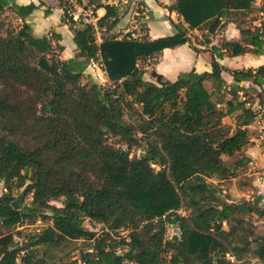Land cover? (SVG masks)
Segmentation results:
<instances>
[{
  "label": "trees",
  "instance_id": "1",
  "mask_svg": "<svg viewBox=\"0 0 264 264\" xmlns=\"http://www.w3.org/2000/svg\"><path fill=\"white\" fill-rule=\"evenodd\" d=\"M58 3L79 58L59 57L58 34L31 33L25 18L33 5L0 0V264H64L55 250L78 239L91 247L69 264H233L249 254L264 264V231L252 221L254 214L264 216L262 197L231 201L217 187L239 174L238 184L251 185L252 175L243 176L251 161L243 150L257 112L248 98H239L245 90L239 83L261 86L264 66L228 70L231 85L216 60L210 72L192 69L173 81L155 70V80H145L137 66L190 42V30L213 33L229 22L240 39L213 45L217 58L263 53L264 21L257 13L264 14V0H174L167 8L182 20L172 23V35L101 36L98 43L92 32L114 27L117 7L96 2L105 13L94 26L73 20L67 0ZM88 59L101 62L109 86L85 76ZM133 111L135 118L126 119ZM227 115L234 126L223 122ZM110 138L146 148L130 157ZM60 198L62 206L50 204ZM37 216L52 224L20 244L1 232ZM85 219L104 229H87ZM170 225L178 228L177 238L166 236Z\"/></svg>",
  "mask_w": 264,
  "mask_h": 264
},
{
  "label": "crops",
  "instance_id": "2",
  "mask_svg": "<svg viewBox=\"0 0 264 264\" xmlns=\"http://www.w3.org/2000/svg\"><path fill=\"white\" fill-rule=\"evenodd\" d=\"M13 1L23 6H34L31 13L25 18L33 35L38 37L45 35L49 37L51 33H55L60 36L58 42L63 46V50L60 52L62 54L61 59H69L78 56V48L73 41V33L69 29V26L61 21L63 9L59 6L58 0H45L46 5H42L39 0ZM173 1L174 0H95L91 2L90 0H67L70 7H72L74 3H78L85 10H89L92 15L89 16L88 19L94 26H96L97 19L105 13L103 7H96V2H100L101 4H114L117 7L118 23L111 29H107L106 26H103L98 30L96 29V32L108 30L111 36L118 39L124 38L121 36L129 33L132 38H146L148 40L170 36L175 32L172 23H178L182 19L176 12L168 10L167 7ZM47 7H49V13L45 14L44 10ZM131 19H134V22L130 21ZM138 20L145 23L144 28H137ZM126 21L132 23L128 26ZM260 21H264V16L260 17L259 22ZM259 22H255V24H259ZM194 31L197 30L188 31V36L190 37L189 33ZM203 31L208 33L206 30ZM208 34V43L198 39L196 43L187 42L175 47H167L154 57L147 58L146 60L149 61L152 59L154 61L152 64L153 70L161 74L165 79L171 81L175 80L180 72L192 69L199 73L204 71L210 72L211 61L216 60L223 68L221 76L227 85L233 83L232 76L228 70L255 69L259 66H264V52L260 54L245 53L237 56H228L223 53L221 59L217 58L212 52V46L217 45L221 40L240 39L239 30L234 23L229 22L223 27L216 29L215 32ZM130 37L128 36L125 38ZM52 43L55 44L56 41L52 40ZM79 57L81 56H78V58ZM239 85L245 87L243 92H239V98H248L252 103V108L257 112L255 120L247 126L250 142L243 152L250 158L251 161L249 164L256 167L259 172L261 171L260 175L261 179H263L264 187V105L258 103V94L264 97V82L261 86L255 85L251 81H242ZM227 98L229 97L227 96ZM230 118H233V115L225 116L223 122L234 126ZM226 119H229V122H227L228 120ZM254 173L258 174V172H252V174Z\"/></svg>",
  "mask_w": 264,
  "mask_h": 264
},
{
  "label": "rangeland",
  "instance_id": "3",
  "mask_svg": "<svg viewBox=\"0 0 264 264\" xmlns=\"http://www.w3.org/2000/svg\"><path fill=\"white\" fill-rule=\"evenodd\" d=\"M259 5H260V1H256L255 6H259ZM87 12L89 13V16L92 15L91 12H89V10ZM257 16L263 17L264 15H262L261 13H257ZM79 21H81L82 24H84L86 22L84 17H81V19ZM130 21L134 22V19H131ZM131 23L132 22L126 21V24L128 26ZM135 23H136V21H135ZM144 24L145 23H143L141 20H138L137 28H144ZM75 28L76 29L83 28V25H80L77 23L75 25ZM92 33H93V36L95 37L96 43L100 42L101 36L102 37L103 36L104 37H110L111 36L110 33L108 32V30L99 31V32L94 31ZM189 34H190V37H189L190 43H192V42L196 43L198 39L200 41L204 40L205 35L209 36L208 33H205L204 31H201V30L194 31V32H191ZM128 36L130 37L131 35L129 33H127L126 35H123L121 37L125 38ZM131 38H132V36H131ZM192 39H193V41H192ZM61 56H62V54L60 53V58H61ZM153 62L154 61L152 59H150L149 61H147V60H138L137 61L138 68L144 70V72H145L143 75V78L145 80H153V81L155 80V78H153L151 75L152 70H153V67H152ZM84 74H85V76H89V78L92 81L100 84L103 87H107L110 84L108 82L107 77H106L105 71H103V66L101 65L100 61H93V60L88 59V65L84 70ZM84 81H86L85 78L82 79V82H84ZM136 108H139V107L136 106ZM135 116H136V113L134 111L129 112L126 114V119H134ZM226 120H228L227 122H229V119H226ZM230 121L233 122V118H230ZM227 124H229V123H227ZM108 141L113 143L114 145L119 146L122 149L128 151L130 157L138 156L140 154V152L146 148L145 144H143L142 146H133L131 148H128L124 144L117 143L115 141V138H110ZM152 166L155 170L160 168L159 164H153ZM252 172H258V174H255V173L252 174ZM260 172L253 165H250V164L247 165L243 176L251 177L250 174H252L250 186H244V185L238 184V180H243V179H241V177H242L241 174L238 175V178L236 177L233 179H227V180H224L221 182L218 181L217 187L219 190L220 197L223 199L231 200V201H241L243 199L255 200L257 197L261 196L262 199L258 203V207L262 208L263 203H264V191H263L264 187H263V181H262L263 179H261ZM211 181H213L215 183L217 182V180H215V179H211ZM2 186H3V184L0 183V193L2 192ZM30 200H31V197L28 196L26 198V202H30ZM61 201H62V198H60L58 200H51L50 204L60 207V206H62ZM180 212L182 214L188 213L184 209H181ZM252 221L255 224V226L257 227L258 231H260V232L264 231V216H258L257 214H254V215H252ZM50 224H52L51 220L37 216L33 221L25 220L20 225H14V226H11L7 229L1 228V232L12 233L14 236V241L17 242L18 244H20L21 242L25 241V238L29 234L41 231L44 227H46L47 225H50ZM84 226L87 229L96 232L97 234H100L102 232V230L104 229V226L102 224L88 220V219L84 220ZM18 232H21V235H19ZM120 234L124 236L127 234V231L121 230ZM166 236L169 238H177L179 236L178 228L175 225L168 226ZM90 247H91V242L85 241L82 239H78V240L66 242L65 244H63L62 246H60L59 248H57L55 250V254H57V256L59 258H62L64 260L63 261L64 264H69V261L74 260V259L79 257L80 251L87 250ZM258 262H259L258 259L255 258V256L253 254H249L247 257H245L241 261H233V264H256Z\"/></svg>",
  "mask_w": 264,
  "mask_h": 264
},
{
  "label": "built area",
  "instance_id": "4",
  "mask_svg": "<svg viewBox=\"0 0 264 264\" xmlns=\"http://www.w3.org/2000/svg\"><path fill=\"white\" fill-rule=\"evenodd\" d=\"M69 15L73 18L75 21H79L81 17H84L86 22H90V20L87 18L89 16V13L87 10H85L80 4L74 3L71 7V9L68 11ZM102 65V64H101ZM231 260H233L232 257H230Z\"/></svg>",
  "mask_w": 264,
  "mask_h": 264
}]
</instances>
